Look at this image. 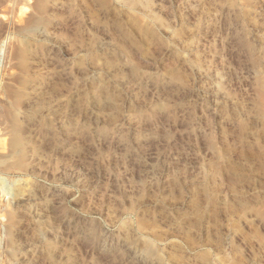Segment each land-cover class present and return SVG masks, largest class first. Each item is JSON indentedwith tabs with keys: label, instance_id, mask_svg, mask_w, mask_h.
Returning a JSON list of instances; mask_svg holds the SVG:
<instances>
[{
	"label": "rangeland",
	"instance_id": "1",
	"mask_svg": "<svg viewBox=\"0 0 264 264\" xmlns=\"http://www.w3.org/2000/svg\"><path fill=\"white\" fill-rule=\"evenodd\" d=\"M0 264H264V0H0Z\"/></svg>",
	"mask_w": 264,
	"mask_h": 264
}]
</instances>
